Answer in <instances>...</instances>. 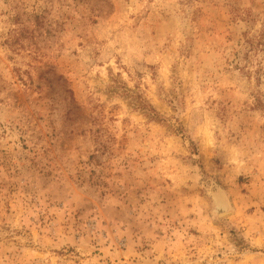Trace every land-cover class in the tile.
<instances>
[{
  "label": "rangeland",
  "instance_id": "rangeland-1",
  "mask_svg": "<svg viewBox=\"0 0 264 264\" xmlns=\"http://www.w3.org/2000/svg\"><path fill=\"white\" fill-rule=\"evenodd\" d=\"M0 264H264V0H0Z\"/></svg>",
  "mask_w": 264,
  "mask_h": 264
}]
</instances>
